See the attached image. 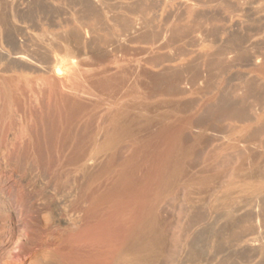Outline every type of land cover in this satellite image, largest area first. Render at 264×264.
<instances>
[{"label": "rangeland", "instance_id": "1", "mask_svg": "<svg viewBox=\"0 0 264 264\" xmlns=\"http://www.w3.org/2000/svg\"><path fill=\"white\" fill-rule=\"evenodd\" d=\"M0 49V264H264V0H0Z\"/></svg>", "mask_w": 264, "mask_h": 264}, {"label": "bare ground", "instance_id": "2", "mask_svg": "<svg viewBox=\"0 0 264 264\" xmlns=\"http://www.w3.org/2000/svg\"><path fill=\"white\" fill-rule=\"evenodd\" d=\"M187 1H189V0H187ZM192 1V0H191ZM230 1V0H229ZM196 2V1H195ZM238 2V1H237ZM172 3V2H171ZM201 2H199V4H200ZM207 3V2H206ZM205 3V4H206ZM213 3V2H212ZM229 3V2H228ZM203 4V3H202ZM196 5V4H195ZM212 5V4H211ZM192 6V5H191ZM200 6H201V4H200ZM200 6H198V7H200ZM230 7V6H229ZM235 7V6H234ZM181 8V7H180ZM185 9V8H184ZM193 9V8H192ZM196 9V8H195ZM180 10V9H179ZM182 11V10H181ZM184 11V10H183ZM176 14V13H175ZM179 15V14H178ZM176 16H177V14H176ZM137 19V18H136ZM137 21V20H136ZM136 21H134V24H135V22ZM138 22V21H137ZM136 22V23H137ZM133 23V22H132ZM132 23H131V25H132ZM141 25H143V24H141ZM172 25V24H171ZM136 26V25H135ZM134 26V28L136 29L137 27H140L139 25H137V27H135ZM176 26V25H175ZM181 26V25H180ZM131 27V26H130ZM167 27V26H166ZM173 27V26H172ZM143 28V27H142ZM141 27H140V29H142ZM176 28H177V26H176ZM133 29V28H132ZM175 29V28H174ZM179 29V28H178ZM139 30V29H138ZM144 30V29H143ZM89 31V30H88ZM87 31V32H88ZM167 32H168V30H166ZM165 30L163 31V32H166ZM184 31H185V29H184ZM132 32V31H131ZM140 33H141V31H139ZM170 32V31H169ZM134 32H132V34H133ZM159 33V32H158ZM180 33V32H179ZM135 34V33H134ZM138 34V33H137ZM170 34V33H169ZM169 34H166V36L167 35H169ZM172 34V33H171ZM175 34V33H174ZM78 35H80V34H78ZM78 35H76L77 36V38H78ZM84 35V34H83ZM136 35V34H135ZM141 35H142V33H141ZM153 35V34H152ZM157 35V34H156ZM162 35H164V33H162L161 34V36ZM73 36V35H72ZM71 36V37H72ZM148 36V35H147ZM158 36V35H157ZM157 36H156V41L158 40V39H160V38H162V37H164V36H160L159 35V38H157ZM170 36V35H169ZM80 38L78 39V41L76 40H69L68 42H67V46L65 47V50H64V52H65V55H67V56H71L75 51H74V49H76L77 50V48H76V45H79V44H81V46L82 45H85V44H88V40H87V43H86V36L85 37H83V36H79ZM150 37V36H149ZM177 37H178V35H177ZM180 37V36H179ZM152 38V37H151ZM166 37H164L163 39H165ZM169 38V37H168ZM154 39V38H153ZM153 39H151V40H153ZM163 39H160V40H163ZM150 40V41H151ZM159 40V41H160ZM151 42H153V41H151ZM158 42V41H157ZM163 42H165L164 40H163ZM150 43V42H149ZM91 44V43H90ZM89 44V45H90ZM152 44V43H151ZM155 44H156V42H155ZM160 44L161 43H158V45L160 46ZM162 45V44H161ZM88 46V45H87ZM154 46V45H153ZM157 46V45H156ZM164 46V45H163ZM165 46H166V43H165ZM155 47V46H154ZM158 47V46H157ZM80 48V47H79ZM81 48H83V46L81 47ZM156 48V47H155ZM159 48H161V47H158V49ZM1 50V49H0ZM81 50V49H80ZM233 57V56H232ZM16 59L17 60H20V61H26L23 57H16ZM163 72V71H162ZM118 127V126H117ZM117 128L116 127H112V129L109 131V132H107L106 133V141L103 143V145L102 146H100L99 148H98V150H100V151H103V150H105L106 151V149H109L110 148V146H111V144H113V143H111V141L113 142V140L118 136V134H120L119 133V131L117 132ZM122 130V129H121ZM262 132V131H261ZM131 133V132H130ZM257 133V132H256ZM256 135H258V134H256ZM120 137V136H119ZM119 137H118V139H119ZM117 139V140H118ZM117 140H115V141H117ZM114 143H116V142H114ZM264 143V142H263ZM96 147V146H95ZM184 149V148H183ZM174 151H176V150H174ZM173 151V152H174ZM186 152V151H185ZM190 152H192V151H190ZM189 152V153H190ZM188 155V154H187ZM172 156V155H171ZM185 156V155H184ZM174 157H176L175 155H174ZM177 159V158H176ZM175 159V160H176ZM179 159V158H178ZM174 160V159H173ZM184 160V159H183ZM177 161V160H176ZM171 162V161H170ZM179 162V160L177 161V162H175V161H173L172 163H170V165H171V167H172V170L171 171H169L170 172V174L168 173V174H165L164 176H163V187L164 188H167V187H169V186H171L172 187V185L171 184H173L174 183V180H176L177 178H178V175H179V173L181 172V168L177 165V163ZM179 165H180V163H178ZM170 165H169V167H170ZM168 166V165H167ZM170 167V168H171ZM168 170H170L169 168L167 169V172H168ZM184 171V170H183ZM252 172V171H251ZM254 175V174H253ZM257 175V174H256ZM172 177V178H171ZM169 178H171V179H169ZM255 178V177H254ZM179 179V178H178ZM174 185V184H173ZM170 192V191H169ZM173 192V191H172ZM188 192V191H187ZM161 194V193H160ZM229 196V195H228ZM162 200V199H161ZM259 207H261V206H259ZM263 208V207H262ZM261 208V209H262ZM259 214V213H258ZM257 214V215H258ZM260 216H261V214H260ZM257 218H258V216H257ZM256 218V219H257ZM260 218V217H259ZM192 220V219H191ZM261 220V219H260ZM257 225L259 226L260 225V223H259V221L257 222ZM255 229V228H254ZM259 229H260V227H257V231H259ZM150 234V233H149ZM148 234V235H149ZM146 235V234H145ZM157 236V235H156ZM143 237V236H142ZM151 238V237H150ZM157 238V237H156ZM155 238V239H156ZM148 239V238H147ZM146 239V240H147ZM142 240V239H141ZM140 239H136V240H134V242H131L130 243V245H129V247H128V249H127V251H126V253L124 254V256H123V259H127V260H130L132 263H134V264H148L150 261H148L147 260V258H149L150 256H152L153 255V253H155L156 251L154 250V248L152 247V242L150 243V242H144V241H141ZM149 240V239H148ZM154 240V239H153ZM259 239H257V238H250V239H246V244L248 245V247L249 246H257L258 245V243H259V241H258ZM155 241H157V240H155ZM159 241V240H158ZM161 241H163V240H161ZM164 245V244H163ZM162 245V243H161V246L160 247H162L163 246ZM159 247V246H158ZM156 249V248H155ZM158 249V248H157ZM159 249H162V248H159ZM155 251V252H154ZM157 252H158V250H157ZM157 256V255H156ZM159 256V255H158ZM153 257H154V255H153ZM153 259V258H152ZM146 260L148 261V263H146ZM156 260V259H155ZM154 260V261H155ZM157 261V260H156ZM155 261V262H156ZM155 264V263H154Z\"/></svg>", "mask_w": 264, "mask_h": 264}]
</instances>
